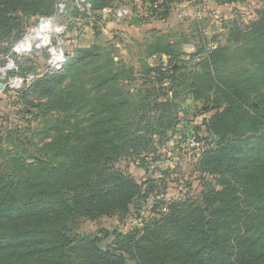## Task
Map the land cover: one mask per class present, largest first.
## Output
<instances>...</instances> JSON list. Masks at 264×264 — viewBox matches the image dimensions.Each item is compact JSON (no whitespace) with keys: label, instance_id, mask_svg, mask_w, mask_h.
Here are the masks:
<instances>
[{"label":"trees","instance_id":"1","mask_svg":"<svg viewBox=\"0 0 264 264\" xmlns=\"http://www.w3.org/2000/svg\"><path fill=\"white\" fill-rule=\"evenodd\" d=\"M180 1L92 0L86 15L74 6L68 16L92 24L128 6V25H141L168 20ZM55 5L0 0V59ZM195 22L196 52L183 50L184 31L155 28L133 39L129 62L93 43L20 90L38 123L0 125V264H264V5L250 23L226 19L223 41ZM16 62L22 76L37 70L33 58ZM190 138L201 144L198 191L168 195L170 166H151L185 158ZM115 215L142 225L80 232L82 220Z\"/></svg>","mask_w":264,"mask_h":264},{"label":"rangeland","instance_id":"2","mask_svg":"<svg viewBox=\"0 0 264 264\" xmlns=\"http://www.w3.org/2000/svg\"><path fill=\"white\" fill-rule=\"evenodd\" d=\"M69 5L70 9L71 7L76 6L80 13L85 11L84 9L78 7L73 1H69ZM263 5L264 0H241L233 5H220L213 0H182L175 4L172 15L168 20L162 21L150 19L141 25H128V17L120 18L114 14L109 15L107 12L103 11L101 13L102 20H98L97 23L95 22L92 24L87 23L88 18L83 17L82 15H80L81 17L76 18L73 14L72 16H65L60 20L67 23L68 26L65 43L68 55L67 64L69 62V56H74L77 48L88 47L93 43H100L103 46L113 44L116 49L115 52H113L115 59H122L129 62V49L133 46L135 51L139 50L133 39L142 40L146 36L150 35V30L155 28L162 29L167 32L172 29L184 31L186 35L188 34L187 37L190 42L189 44H185L182 48L186 53H193L197 51L199 43L197 39H200V36H198L196 32L195 21L199 20L201 22L203 30L206 31V34L209 35V37L217 35L216 40L223 41L224 39H222L220 33L225 30L223 28V23L226 19H232L238 16L243 23H250L256 17L258 9L262 8ZM181 11H185L187 13L185 17L178 16ZM90 12L87 14H91ZM90 17L91 19L89 18V22H93L94 17ZM35 19H37V17ZM93 26H98V32L93 29ZM44 55V53L40 52L27 56H16L15 61L22 57H25L26 59L33 58V60L37 61V70L34 73H30L38 75L35 77L36 79L37 77L42 76L41 73L45 68ZM134 63L137 65L140 64L137 60L134 61ZM2 80L3 76L0 74V81ZM31 83L32 82L26 84L24 89H28ZM19 92L20 91H14L11 88H5L0 91V125L4 132L7 128L12 129L14 127H18L19 129L21 128L22 131H24L28 129V125L33 127L38 123V120L23 112L25 104L20 101L18 97ZM32 98L33 97L30 99ZM35 101L38 102L37 99H35ZM31 107L34 111H37L36 106ZM202 119L203 118L201 116L196 117V121H202ZM3 136V143L5 144L7 136L6 134H3ZM173 143L174 141H172V145ZM183 152H185V149ZM186 153L187 154L183 159H179L174 156L172 158L173 160L170 159L167 161L168 166H170V177L172 178V181L169 182L168 195H194L198 191L199 175L194 171L193 163H195V159L201 153V145L192 151H186ZM127 167L129 171L138 178V181L141 184L145 183V179L148 174H146L143 169H140L132 162L128 163ZM150 174L151 173H149V175ZM148 211L149 210L145 208V210H143V214L145 213L147 215ZM141 225L142 219L137 218L134 215L127 217L123 221L115 215L112 217H105L97 221L82 220L80 232L97 233L102 229H128Z\"/></svg>","mask_w":264,"mask_h":264},{"label":"built area","instance_id":"3","mask_svg":"<svg viewBox=\"0 0 264 264\" xmlns=\"http://www.w3.org/2000/svg\"><path fill=\"white\" fill-rule=\"evenodd\" d=\"M55 13L52 15H41L37 17L34 25L28 27L23 35L13 44L9 53L0 59V74L3 76L5 88H11L14 91H20L25 88L26 84L32 82L36 76L28 74L22 76L18 74L19 66L15 61L16 56H27L33 53L45 54V68L41 75L46 73H57L62 71L68 60L65 48L67 23L60 19L68 16L70 5L69 1H73L76 5L85 11L91 9L92 0H55ZM113 14L117 17H129L132 9L128 6H118L114 9ZM185 11H181L178 16L185 17ZM209 45L208 48H212ZM3 89V90H4ZM201 144L195 139L190 138L187 146L199 147ZM168 167L167 163L158 162L151 166L155 174L159 175L160 170ZM146 205L147 209L152 207V199Z\"/></svg>","mask_w":264,"mask_h":264},{"label":"crops","instance_id":"4","mask_svg":"<svg viewBox=\"0 0 264 264\" xmlns=\"http://www.w3.org/2000/svg\"><path fill=\"white\" fill-rule=\"evenodd\" d=\"M139 9H140L141 11H143V10H142V9H144L143 5L140 6ZM103 12H106V11L103 10ZM35 21H36V19H35ZM35 21H34V23H35ZM34 23H33V24H34ZM201 117L204 119V116H201ZM203 119H202V121H203ZM202 121H197V122L201 123ZM178 167H179V166H178Z\"/></svg>","mask_w":264,"mask_h":264},{"label":"water","instance_id":"5","mask_svg":"<svg viewBox=\"0 0 264 264\" xmlns=\"http://www.w3.org/2000/svg\"><path fill=\"white\" fill-rule=\"evenodd\" d=\"M4 86H5L4 82L0 81V91L4 89Z\"/></svg>","mask_w":264,"mask_h":264}]
</instances>
